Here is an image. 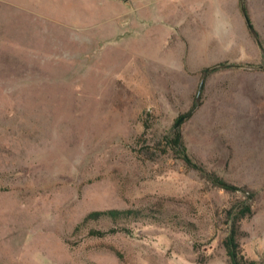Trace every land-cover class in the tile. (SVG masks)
<instances>
[{"label": "rangeland", "instance_id": "rangeland-1", "mask_svg": "<svg viewBox=\"0 0 264 264\" xmlns=\"http://www.w3.org/2000/svg\"><path fill=\"white\" fill-rule=\"evenodd\" d=\"M244 5L0 0V264H264V0ZM105 208L142 215L84 219Z\"/></svg>", "mask_w": 264, "mask_h": 264}, {"label": "trees", "instance_id": "trees-1", "mask_svg": "<svg viewBox=\"0 0 264 264\" xmlns=\"http://www.w3.org/2000/svg\"><path fill=\"white\" fill-rule=\"evenodd\" d=\"M241 6H242V9L245 10L244 0H241ZM146 129H147V124H145V128H144V130H143V132H142V134L140 136H143L145 138ZM163 136L166 139L167 143H168V140L170 141V143H172L171 146L174 147L176 151H178L179 155L180 154L184 155L183 154L184 153V146L182 145L180 133L176 129H173L171 131L170 136H168L166 134L163 135ZM164 151H166V150L164 149ZM139 215H142L141 212H140V209H134V208H105V209H94V210L89 211L84 216V219H88L90 217H92V218L108 217V218H111V219L115 220V219H118V218L138 217ZM120 229H124V228H122V226H113V227H110L108 230L94 229L92 231H94V233H97V234L101 235V234H105L107 232L118 231ZM232 237H231V235H228V237H227L229 244L232 241ZM230 247H231V245H230ZM68 264H72V263H68Z\"/></svg>", "mask_w": 264, "mask_h": 264}, {"label": "water", "instance_id": "water-1", "mask_svg": "<svg viewBox=\"0 0 264 264\" xmlns=\"http://www.w3.org/2000/svg\"><path fill=\"white\" fill-rule=\"evenodd\" d=\"M193 109H194V106H193L192 108H190L188 111H186L184 114L180 115V116L178 117V119H177L176 124H177L180 120H182L183 118H185L186 116H188V115L192 112Z\"/></svg>", "mask_w": 264, "mask_h": 264}]
</instances>
